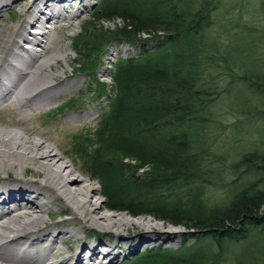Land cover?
I'll return each instance as SVG.
<instances>
[{
    "label": "trees",
    "instance_id": "obj_1",
    "mask_svg": "<svg viewBox=\"0 0 264 264\" xmlns=\"http://www.w3.org/2000/svg\"><path fill=\"white\" fill-rule=\"evenodd\" d=\"M242 5L251 12L247 19L239 13L221 23L241 33L219 41L207 35L218 0H99L93 21L120 19L123 27L101 32L91 24L74 41L81 66L112 39L133 47L114 65L109 111L88 146V173L100 183L108 209L199 232L185 249H150L124 264H203L208 252L212 260L260 263L257 256L237 258L231 248L252 234L264 237V134L233 136L237 143L253 137L247 138L251 148L234 153L237 175L219 184L224 195L210 207L201 186L210 184L207 163L215 157L208 155L199 125L217 98L256 128L264 122V0ZM149 32L164 35L137 38ZM216 67L228 76L223 87L209 86Z\"/></svg>",
    "mask_w": 264,
    "mask_h": 264
},
{
    "label": "rangeland",
    "instance_id": "obj_2",
    "mask_svg": "<svg viewBox=\"0 0 264 264\" xmlns=\"http://www.w3.org/2000/svg\"><path fill=\"white\" fill-rule=\"evenodd\" d=\"M30 1L31 0H22V3H27L28 6ZM98 1L99 0L71 1L69 6L66 7L69 12L68 17L61 22L53 23V21L48 22L44 18L41 19L43 25L47 26L46 43H50L47 44L45 52L47 51V56L55 58L54 61L50 60L51 63L49 67L41 71V76H49L57 79V87L51 92L52 98L49 102L40 106L39 109H33L34 111L30 113L38 114L33 121V125L43 132L46 131L45 133L47 136L51 138L50 143L54 146V152L62 157V160L69 168L72 169L73 167L76 169L77 172H75L76 174L74 173V176L86 182V184L92 185L93 192L91 194H93L97 203L102 206V211L105 212V214L114 215L118 218H120L122 214L135 222L143 220L145 223L147 221L149 224L158 225L155 232L163 235L158 236L153 233L147 235L153 240L157 237H161L160 239L145 243L143 247L137 250H132L131 248L132 251H130V244L133 245L137 242L136 239H138H132L134 238L132 235L133 237L129 239L127 243H122L117 249L113 250L114 253L119 254L118 259L110 260V258H104L101 259V263H99L124 264L135 255L141 254L146 250L160 248L161 250L168 249L170 251H177L184 247H189L194 243V239L199 232H196L198 230L187 229L182 226H174L168 222L156 220L148 215L132 217L127 212L110 211L106 204V199L101 193L100 183L92 179L88 173V160L93 156L89 153L90 150L88 146L93 143L94 137L92 135L97 130V127L101 125L100 122L102 117L109 111L107 100L111 98L113 94L111 92V75L114 65L117 64L120 57H124V48H129L131 46L125 41L112 39L104 47L102 46L103 48L101 47L100 52H97L96 55L94 54L95 56L93 55V58L91 57L83 63L84 65L82 66L84 68L82 70L81 62L83 56H79L75 53L78 48L77 44L76 48L74 47L75 39H77L79 35L89 32L91 28L88 27L91 24L96 29H100L101 32H110L124 25L123 21L120 19L106 22L93 21L91 16L94 9L98 6ZM245 1L247 0H218L220 8L214 18L213 26L207 31V35L212 38H218L219 41H227V39L232 36V33H235L234 31L241 33L234 27L224 29L221 23L224 25L227 21L226 19L236 15L238 16L239 13L244 20L247 19L249 15H251V12H247L246 8L242 5V3L245 4ZM250 1L252 2V0ZM25 4H23V6L14 7V12L12 8L9 9L10 7H8L9 10L6 8L8 12L5 14L3 13L4 16L0 18V26L4 23L8 26L21 23L25 16L19 19H17V16L19 13L25 12ZM86 27L88 31L84 29ZM28 30L30 34L34 32L33 28ZM138 35L137 38L143 42V40L154 39L155 37L160 38L164 35V32H149ZM6 44L9 45L10 42L6 41ZM20 45L25 48L27 44L20 43ZM35 49L40 50L38 47ZM227 51H229L231 55H234L231 47L228 48ZM44 58L45 57H43L42 60ZM249 59L253 58L250 57ZM247 63H249V60ZM259 64L264 65V58ZM220 72L222 71L216 67L214 69L215 76L213 79L212 77H207V79L211 81L210 87H215L217 85L223 87L225 85L228 76L222 75ZM51 84H54V81H51ZM237 103H240V101ZM3 119L7 118L3 117ZM244 119L245 117L237 116L233 111L227 109L225 102L222 101L220 96L211 105L206 120L199 125V132L201 133L202 141L205 143L208 155L215 157V160L211 157V162L207 163L208 171H212L209 177L210 184L204 181L201 184V186L203 185V187L206 188L205 203L208 207L213 205L214 199H217V197L221 199L222 195H224L218 188L219 184H228L236 177V170L233 171L231 167L235 161L234 153L236 154L240 150L246 152L251 148L250 143L247 142V138L253 137L247 135L260 137L264 134V122L260 127L256 128V126L259 125H255V121H250L248 123V121H244ZM234 126L238 128L236 129ZM241 131L244 134H249L246 135L245 140H241L242 142L240 141L237 143L233 140V136L236 135V139L240 138L242 136ZM78 148L80 149L78 150ZM221 156H223L224 159L216 160V158H220ZM30 168L32 167L30 166ZM27 179H33L38 184H43L44 186L48 185L45 182L41 183L39 181L41 178L39 176H32V174H28ZM220 193L222 194L220 195ZM53 195L52 193V196ZM50 201L52 202L49 204L48 213L42 219L46 226H51L54 222L59 220L69 219V217L74 214L76 218L75 224L71 225L66 223L64 228L81 229L82 233L79 234L81 243L84 241L85 237V242L92 241V238H99L102 243H108L111 239L113 240L115 234H117V229H109L90 221H84L80 211L72 210L70 203H67L63 199H57L53 196ZM145 229L148 228H144L142 225H135L128 228V230L131 231L136 230L135 234L139 232L144 233ZM119 232V235L123 236V238L130 235L126 231H122V229ZM166 237L170 238L167 240L165 239ZM79 244L76 243L74 245L77 246ZM231 254L234 256L237 255V258L243 256L244 260H246L247 256H257V258L260 259L259 264H264V237L252 234L248 237L246 243L232 247ZM99 255L100 254L97 255V258L101 256ZM16 256L20 257L21 252L18 251ZM211 261H213L212 264H232V262L222 258L219 261L212 260L208 252L207 259L203 264H211Z\"/></svg>",
    "mask_w": 264,
    "mask_h": 264
},
{
    "label": "bare ground",
    "instance_id": "obj_3",
    "mask_svg": "<svg viewBox=\"0 0 264 264\" xmlns=\"http://www.w3.org/2000/svg\"><path fill=\"white\" fill-rule=\"evenodd\" d=\"M71 1L77 0H31L28 6L22 0H0V18L11 8L13 11L23 4L26 7L17 16V19L25 16L21 23L0 26V264H99L104 258L118 259L119 254L113 250L133 236L132 239H138L130 244V251L161 238L153 240L147 234L163 235L155 232L157 224L135 222L122 214L120 218L105 214L91 194L92 185L74 176L76 169L69 168L54 152L46 131L33 125L38 114L30 112L49 102L57 87V79L41 76L50 60H55L45 52L50 43H46L47 26L41 19L53 23L66 20L69 14L66 7ZM30 28L34 29L32 34ZM20 43L27 45L23 48ZM28 174L39 176V181L48 185L27 179ZM52 193L70 203L72 210L80 211L84 221L117 229L114 239L108 243L99 238L85 242V237L81 243V229L64 228L66 223L75 224L74 214L46 226L42 219L48 213ZM135 225L148 229L137 234L136 230H128ZM121 229L130 235L123 238L119 235ZM76 243L80 244L75 246ZM18 251L20 257L16 256Z\"/></svg>",
    "mask_w": 264,
    "mask_h": 264
},
{
    "label": "built area",
    "instance_id": "obj_4",
    "mask_svg": "<svg viewBox=\"0 0 264 264\" xmlns=\"http://www.w3.org/2000/svg\"><path fill=\"white\" fill-rule=\"evenodd\" d=\"M126 49V48H125Z\"/></svg>",
    "mask_w": 264,
    "mask_h": 264
}]
</instances>
